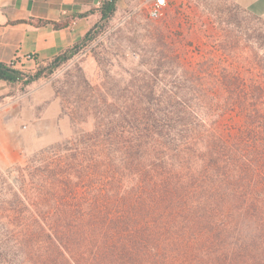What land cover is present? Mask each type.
<instances>
[{"label": "trees", "instance_id": "16d2710c", "mask_svg": "<svg viewBox=\"0 0 264 264\" xmlns=\"http://www.w3.org/2000/svg\"><path fill=\"white\" fill-rule=\"evenodd\" d=\"M222 30L220 57L242 61L213 53L182 61V77H134L91 131L15 165L0 264H264V59ZM24 77L0 62V80Z\"/></svg>", "mask_w": 264, "mask_h": 264}, {"label": "rangeland", "instance_id": "374dc122", "mask_svg": "<svg viewBox=\"0 0 264 264\" xmlns=\"http://www.w3.org/2000/svg\"><path fill=\"white\" fill-rule=\"evenodd\" d=\"M157 29L167 34L168 46L154 36ZM222 29L243 34L240 47L251 46L264 59V16L235 0H168L160 19H151L142 3L115 11L97 23L93 38L71 59L26 72L25 80L0 97V107L12 109L3 110L0 118L6 117L24 142L17 162L0 163V192L14 182L15 173L9 172L25 157L91 131L95 115L108 109L113 96L121 98L132 78L182 77V61L194 65L213 53L217 62L242 61L220 57L215 39L223 36ZM167 47L177 51L167 52ZM9 141L17 140L12 135Z\"/></svg>", "mask_w": 264, "mask_h": 264}, {"label": "crops", "instance_id": "0c3cea01", "mask_svg": "<svg viewBox=\"0 0 264 264\" xmlns=\"http://www.w3.org/2000/svg\"><path fill=\"white\" fill-rule=\"evenodd\" d=\"M102 1L0 0V62H14L15 68L26 73L82 45L85 35L101 21ZM145 1L118 0L116 11ZM235 1L255 15L264 16V0ZM13 83L0 80V97L8 95ZM2 108L0 113L12 110ZM0 124V163H15L24 145L21 133L16 135L15 126L8 124L6 117L0 118ZM12 135L16 142L9 141Z\"/></svg>", "mask_w": 264, "mask_h": 264}, {"label": "built area", "instance_id": "2783aa9c", "mask_svg": "<svg viewBox=\"0 0 264 264\" xmlns=\"http://www.w3.org/2000/svg\"><path fill=\"white\" fill-rule=\"evenodd\" d=\"M167 3V0H146L143 4L145 5L148 16L151 19H160L165 14ZM28 57L34 58V54H29ZM10 65L14 67V62ZM27 76L28 75L25 73L24 79H26Z\"/></svg>", "mask_w": 264, "mask_h": 264}]
</instances>
